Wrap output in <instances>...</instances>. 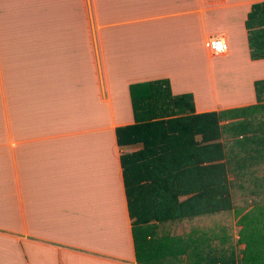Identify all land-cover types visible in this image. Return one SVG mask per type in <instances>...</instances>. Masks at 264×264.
<instances>
[{"label":"crops","instance_id":"1","mask_svg":"<svg viewBox=\"0 0 264 264\" xmlns=\"http://www.w3.org/2000/svg\"><path fill=\"white\" fill-rule=\"evenodd\" d=\"M262 1L0 0V264H140L117 139L131 85L167 78L196 113L255 104Z\"/></svg>","mask_w":264,"mask_h":264},{"label":"trees","instance_id":"2","mask_svg":"<svg viewBox=\"0 0 264 264\" xmlns=\"http://www.w3.org/2000/svg\"><path fill=\"white\" fill-rule=\"evenodd\" d=\"M245 27L264 59V1ZM255 93L253 105L196 113L167 78L131 85L135 123L117 139L138 263L264 264V79Z\"/></svg>","mask_w":264,"mask_h":264},{"label":"built area","instance_id":"3","mask_svg":"<svg viewBox=\"0 0 264 264\" xmlns=\"http://www.w3.org/2000/svg\"><path fill=\"white\" fill-rule=\"evenodd\" d=\"M207 48L211 55L221 56L229 51L227 40L220 35H212L206 41Z\"/></svg>","mask_w":264,"mask_h":264},{"label":"rangeland","instance_id":"4","mask_svg":"<svg viewBox=\"0 0 264 264\" xmlns=\"http://www.w3.org/2000/svg\"><path fill=\"white\" fill-rule=\"evenodd\" d=\"M223 60V58H217L216 59V62H221ZM231 79V75H230V71H229V73H226L225 74V77L224 78H221V79H219V78H217V81H223L224 83L227 81V80H230ZM225 88V87H224ZM223 88V89H224ZM221 90V89H220ZM183 232V228L182 227H180L179 229H177V233H182Z\"/></svg>","mask_w":264,"mask_h":264}]
</instances>
